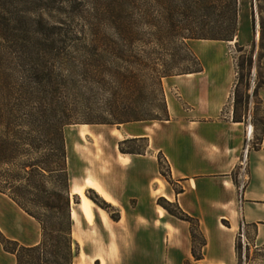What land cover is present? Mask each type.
Listing matches in <instances>:
<instances>
[{
  "label": "trees",
  "instance_id": "trees-1",
  "mask_svg": "<svg viewBox=\"0 0 264 264\" xmlns=\"http://www.w3.org/2000/svg\"><path fill=\"white\" fill-rule=\"evenodd\" d=\"M239 11V0H98V37L80 38L64 28L66 22L50 27L40 18L30 31L16 30L5 40L4 50L13 53L10 59L21 71L14 84L0 70V194L33 218L41 232L37 244L25 246L0 231V245L15 264H74L78 244L72 237L64 128L169 120L162 80L202 72L186 41H233ZM255 11L264 52V0H255ZM254 13L252 2L253 28ZM86 51L92 58L83 61ZM184 63L194 68H183ZM260 83L254 94L264 87ZM87 93L98 95V114L94 100L81 97ZM233 121L242 122L236 107ZM253 126L256 133L262 130L264 118ZM162 159L166 172L160 174L174 185ZM157 204L190 225L192 255L201 259L206 240L198 221L164 198ZM194 231L202 239L199 251Z\"/></svg>",
  "mask_w": 264,
  "mask_h": 264
},
{
  "label": "crops",
  "instance_id": "crops-1",
  "mask_svg": "<svg viewBox=\"0 0 264 264\" xmlns=\"http://www.w3.org/2000/svg\"><path fill=\"white\" fill-rule=\"evenodd\" d=\"M188 75L192 76L175 78L184 77L185 86L193 91L192 82L197 74ZM221 75L219 71L210 75L211 84L216 88H223L228 82L226 79L222 81ZM226 97L192 96L191 102L196 105L189 110L192 115H184L178 108L172 109L168 104L170 119L167 121L153 123L144 129L126 124L121 125V130H107L106 139L112 137L109 135L112 131L122 136L117 138L120 141L127 138L146 139L147 152L160 153L168 162L171 179L178 191L159 174L158 165L157 175L150 178L147 173L150 165L146 156L120 152L116 168L118 172L126 174V180L112 182L111 187L125 185L138 189L139 194H133V197L143 205L150 190L154 198L162 197L178 204L184 213L198 221L200 232L206 240L201 249V259L196 260L192 255L187 222L169 214L174 220H167L166 211L157 206V215L161 220L147 221L149 226L144 227L159 229L155 232L157 237L150 240L132 238L125 264H238L236 244L239 240L248 258L247 264H256L259 260L264 264V127L256 133L253 123L245 115L242 122H234L233 109L223 115ZM260 97L264 103V96ZM219 100L221 104L216 105ZM154 129L157 131H154L156 134L152 137L149 133ZM245 149L247 159L244 168L242 159ZM86 178L82 183L74 182L71 185V197L74 188L85 185ZM95 182L101 190L98 195L118 208V195L114 191L109 193L96 179ZM87 190L92 189L86 188L85 193ZM95 208L94 204L92 219L85 220L90 226L94 222ZM98 210L106 223L103 210ZM144 211L149 214V206ZM25 216L23 219H8L12 233H8L2 225L0 230L20 244L32 246L38 243L39 225L30 216ZM77 227L72 225L73 239L78 238ZM113 256L118 261L116 264H120L119 253L114 252ZM96 263L103 264V258L91 254L84 257L80 254L79 261L74 262Z\"/></svg>",
  "mask_w": 264,
  "mask_h": 264
},
{
  "label": "rangeland",
  "instance_id": "rangeland-1",
  "mask_svg": "<svg viewBox=\"0 0 264 264\" xmlns=\"http://www.w3.org/2000/svg\"><path fill=\"white\" fill-rule=\"evenodd\" d=\"M252 2L254 3L255 12L254 28L252 27L251 16ZM239 6L240 11L237 20L238 33L234 40L230 41L233 43L229 44L228 42L213 40L186 41L189 49L200 61L202 72L193 73L197 74L195 80L192 82L193 91L185 86L186 79L184 77L175 78L176 76H174L162 80L167 109L168 104H170L172 109L174 107L178 108L182 114L188 116L192 115L189 110L196 107V105L191 102L192 96H228L225 99L226 101L222 109L223 115L236 107V118H242L243 115H245L247 120H250L252 123L255 121L257 125H260L264 118V103L260 97L264 96V87L259 88L257 94L253 93L256 86L261 84L260 82H264V57L261 56L264 55V52L259 50V21L255 11V0H239ZM40 18L44 19L47 26L50 27L57 26L58 22L62 20V22L67 23V25L63 24L64 28L70 27V31H72L74 35L80 36V38L90 40L92 36L98 37V0H64L63 2L57 0H55V2L54 0H0V70L4 74L11 76V80L14 84L18 81V74L21 70L10 59L9 55L13 53L10 54L5 51L3 46H6V41L10 40L13 34H16V30L23 32L30 31L34 27L32 22L38 21ZM87 48L88 47H86V50ZM89 49L91 53L97 52L98 54V49L96 51H91V47H89L88 50ZM82 56H84L83 61L86 59L91 60L92 58L91 54L89 55L87 51L86 53H82ZM250 60H252V66H250ZM182 66L190 70L194 68L191 63H184ZM214 71L222 73V81L225 79L228 80L223 88H216V86L211 84L212 80L210 79V75ZM90 95L92 94L87 93L85 96L81 97L94 100V104L97 107L95 113L98 114V95ZM26 97L32 100H38V98H44L45 96ZM157 97L159 98V96ZM220 100L216 101V105L221 104ZM154 110L153 112H159V110ZM158 122L162 121L134 122L127 124L140 126L144 129L145 126L151 127L153 123L158 124ZM81 125L98 127V130L102 129L106 131L113 128L121 130V125L74 124L66 126L63 130L70 185L74 182L82 183L88 175H92L94 182L96 179L109 193L114 191L118 195L116 197L119 201V207H113L105 202L98 195V190L96 191V189L93 188H89L92 190H87L86 193L85 188L82 190V193L72 194L71 214H75L77 222L73 224L72 219L71 222L74 227L78 226V238L76 237L74 239L78 244V250L74 262L79 261L80 254L81 257L91 254L103 258V264H116L118 261H116L113 256L115 252L119 253V263L125 264L127 253L131 249L130 242L132 238L142 237L150 240L153 237H157L155 232H158L159 229H148L144 227L149 226L147 221L160 219L157 215V206H159L157 201L162 197L154 198L150 190L148 193L149 197L143 205L138 203V199L133 197V194H139L138 189L125 185H119L115 188L111 187L112 182L115 183L120 180H126V174L123 175V173L118 172L116 168L118 166L117 157L120 148L125 152L136 153L125 155L146 156L148 165H150L147 173L152 179L157 175L156 165H158L159 174L160 172L165 174L166 165L160 153L157 154L155 151L147 152L148 144L144 140H131L132 138H127L124 140L131 141L122 145L121 142L124 140L120 141L118 140L119 138L113 137L107 138L106 140H98L97 143L91 140L83 143L79 140L72 139L71 134ZM154 131L157 130L154 129L149 135L152 137L155 136L156 132L154 133ZM120 133L122 134V132ZM84 147L89 150L91 161L86 159L83 154L77 150ZM159 164L161 165V170ZM119 168L124 171L123 168ZM169 184L171 185V183ZM171 186L174 190L177 189L174 185ZM99 192H101V190H99ZM83 199L87 201L91 199L89 214L80 207V203ZM94 204L96 205L93 217L94 222L93 225L90 226L85 220L92 219L90 217ZM148 206L150 208L149 214L144 211ZM98 208L103 210L106 216V223L103 222L102 214L99 212ZM20 210L7 196L0 194V225L4 226L8 233H12L8 223L9 218H26L25 213ZM166 213L165 217L167 220H174ZM119 221L120 223H118ZM186 224L189 226L190 231V225L188 223ZM132 226H135V228ZM37 233L38 239L40 240V226L37 227ZM194 235L196 236L195 248L196 251H199L200 248L198 243H200L202 239L197 231H194ZM237 246L239 264H247L248 258H246L244 254L243 245L240 240ZM0 264H15V259L10 254L5 253L1 245ZM256 264H262V261L259 260Z\"/></svg>",
  "mask_w": 264,
  "mask_h": 264
},
{
  "label": "bare ground",
  "instance_id": "bare-ground-1",
  "mask_svg": "<svg viewBox=\"0 0 264 264\" xmlns=\"http://www.w3.org/2000/svg\"><path fill=\"white\" fill-rule=\"evenodd\" d=\"M228 43L231 44L233 42H228ZM190 76L192 75H186V77H190ZM106 133L108 132L105 130L98 131V127H93L89 125H81L79 126V128H77V130L74 133L71 134V137L72 139L79 140L83 143H86L88 140H91L97 143L98 140H106V136H105ZM109 135L115 138H119V139L122 137L119 133H116L115 131H112L111 133H109ZM77 150H79L86 159H89L91 161V157H90L88 149L84 147L82 149H77ZM85 188H93V189H96V191L98 190V192L100 190L98 185L93 181L92 175H88V177L85 180V185L83 187L74 188L72 194L82 193V190ZM90 204H91L90 200L87 201L83 199L80 203V207L89 214ZM71 216H72L71 217L72 222L74 224V222H77V217L73 213L71 214Z\"/></svg>",
  "mask_w": 264,
  "mask_h": 264
},
{
  "label": "built area",
  "instance_id": "built-area-1",
  "mask_svg": "<svg viewBox=\"0 0 264 264\" xmlns=\"http://www.w3.org/2000/svg\"><path fill=\"white\" fill-rule=\"evenodd\" d=\"M246 159H247V151L245 149L244 153H243V159H242V167L245 168V162H246Z\"/></svg>",
  "mask_w": 264,
  "mask_h": 264
}]
</instances>
